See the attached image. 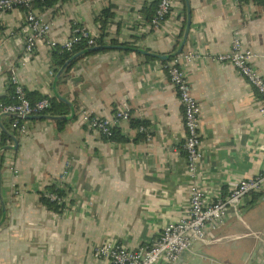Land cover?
Here are the masks:
<instances>
[{
    "label": "crops",
    "instance_id": "obj_1",
    "mask_svg": "<svg viewBox=\"0 0 264 264\" xmlns=\"http://www.w3.org/2000/svg\"><path fill=\"white\" fill-rule=\"evenodd\" d=\"M151 2L57 0L33 8L50 23L48 37L60 41L75 30L96 38V17L110 12L105 45L122 47L85 55L62 72L44 42L25 54L23 11L0 14V104L12 101L13 72L25 94L63 99L74 112L64 103L62 119H26L23 132L0 114V264H109L94 253L100 244L136 249L182 217L189 196L185 128L165 70L176 56L193 55L180 65L200 107L199 186L225 196L236 181L264 170L263 103L231 64L216 60L238 39L264 78V0H175L160 28L145 20ZM124 106L130 118L115 127L124 141L104 140L81 118L112 120ZM50 185L67 192L58 211L40 202ZM263 231L264 188L245 199L241 220L228 213L209 233L215 241L195 245L182 264H247ZM253 264H264V244Z\"/></svg>",
    "mask_w": 264,
    "mask_h": 264
},
{
    "label": "built area",
    "instance_id": "obj_2",
    "mask_svg": "<svg viewBox=\"0 0 264 264\" xmlns=\"http://www.w3.org/2000/svg\"><path fill=\"white\" fill-rule=\"evenodd\" d=\"M44 0H0V14L13 10L24 12V22L20 34L24 38V52L32 55L36 45L45 43L50 50L72 51L75 44L82 38L86 40L88 48L95 47L94 37L85 30H75L73 34L62 41L49 38L51 25L39 18L33 12L34 2ZM175 0H160L155 16L150 26L160 28L169 16ZM241 1V0H236ZM181 57L191 60L192 54H184L172 58L166 64L165 70L169 82L176 90L183 114L185 138L183 150L185 152L186 167L189 179V196L185 213L176 221L163 227L158 237L152 242L136 249H128L117 242H104L94 250L96 257L106 260L109 264H175L184 251L191 250L195 245H211L215 240L209 236L215 232L226 219L228 213L241 220V210L245 199L264 188V170L248 179H241L232 184L225 196H212L199 186L198 164L202 159L201 138L199 132L200 107L191 95L190 85L180 65ZM254 55L244 50L238 39L231 42L229 53L217 56L216 60L231 64L259 95L264 112V78L259 76L251 64ZM1 70V66H0ZM10 87L13 89L12 101L0 104V114L13 117V128L24 131L21 121L25 118L44 115L50 107L48 99H41L31 105L20 83L11 72ZM81 118L86 126L99 134L109 135L119 121L130 118V110L124 106L115 112L113 119L89 116L82 113ZM12 171V170H11ZM51 201L63 202V198L55 194H48ZM213 264V263H211Z\"/></svg>",
    "mask_w": 264,
    "mask_h": 264
},
{
    "label": "trees",
    "instance_id": "obj_3",
    "mask_svg": "<svg viewBox=\"0 0 264 264\" xmlns=\"http://www.w3.org/2000/svg\"><path fill=\"white\" fill-rule=\"evenodd\" d=\"M160 0H153L148 5V8L144 10L145 12V20L148 23H151L152 19L155 16V12L157 10L158 4ZM255 2H259L260 0H253ZM57 0H44L43 2H34L33 8H38L41 10L47 9L52 7ZM111 20V15L109 10L104 9L100 12V14L96 17L95 22L98 24L100 34L94 38L95 40V46H106L105 45V38H106V31L108 29V25L110 24ZM109 46L111 47H122L121 45H118L116 42L112 41L110 42ZM89 49L86 46V40L81 39L77 44L74 45L72 51H63V50H54L52 52V58L54 60V65L56 66V69L59 70L62 68L65 63L72 58L75 54L81 53L85 50ZM128 50L130 48H127ZM82 58V57H80ZM78 60L73 61V63H76ZM12 95H13V89L11 88ZM27 100L30 102L31 105H34L36 102L40 101L41 97H36V95L33 94H26ZM50 102V107L45 111V114H48L50 116L58 117V116H65L68 113V107L55 99H48ZM10 103V102H9ZM60 108V109H59ZM61 124V122H59ZM131 126L135 127L137 126L136 122H132ZM101 137L106 140V141H113V142H120L124 141V138L120 136V132L117 128H112L110 130L109 135H103L100 134ZM4 142H1V144ZM0 159H1V154H0ZM48 194H55L59 198H63L67 195V192L63 189L58 188L57 186L50 185L45 188V190L40 193V202L42 205H44L48 210L51 211H58L61 209V204L56 201H51L48 197Z\"/></svg>",
    "mask_w": 264,
    "mask_h": 264
},
{
    "label": "water",
    "instance_id": "obj_4",
    "mask_svg": "<svg viewBox=\"0 0 264 264\" xmlns=\"http://www.w3.org/2000/svg\"><path fill=\"white\" fill-rule=\"evenodd\" d=\"M187 31H188V28H187ZM183 46V44H182ZM182 46L180 47V50L179 52L181 51L182 49ZM110 49V46H95L93 48H89L81 53H78V54H75L74 56H72V58L70 60H68L65 65L62 67V71H64L65 69L66 70H69L72 65H73V61L77 60V59H80V57H83L85 55H88V54H92V53H96V52H100V51H104V50H108ZM178 52V53H179ZM158 59H163L164 57L163 56H154ZM164 59H167L166 57ZM61 101H63L64 103H66L65 100L61 99ZM70 110H71V114H73V108L72 106H70L69 103H66ZM25 119H36V120H39V119H50V120H59V119H62V117H52V116H45V115H37V116H31V117H27ZM12 149L11 147H5L3 148L2 150H10ZM15 149V148H14ZM0 188H1V173H0ZM0 204H1V211L3 213V215L5 214V204L3 202V200L0 198ZM264 244V231L262 232V234L260 235V237L258 238V241L257 243L255 244V247L247 261V264H253L254 260L257 258V255H258V252L260 250V248L262 247V245ZM192 250V249H191ZM184 251L181 253V255L179 256V258L177 259V261L175 262V264H182L183 263V260H184V257L191 251Z\"/></svg>",
    "mask_w": 264,
    "mask_h": 264
}]
</instances>
